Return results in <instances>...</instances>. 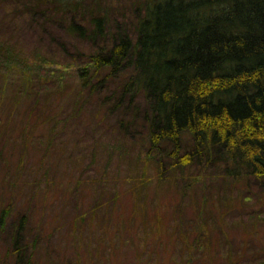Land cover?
Segmentation results:
<instances>
[{"label":"trees","instance_id":"16d2710c","mask_svg":"<svg viewBox=\"0 0 264 264\" xmlns=\"http://www.w3.org/2000/svg\"><path fill=\"white\" fill-rule=\"evenodd\" d=\"M15 1L60 31L59 54L0 37V84L33 101L41 89H69L75 111L94 100L97 112L115 118L118 136L108 152L140 163L139 187L147 185L148 167L160 185L180 179L184 192L199 186L193 245L209 240L208 171L222 179L214 205L220 222L232 210V190L244 202L256 190L263 202L264 0H132L131 17L108 0ZM249 216L264 220V211ZM23 223L12 243L17 261L25 256Z\"/></svg>","mask_w":264,"mask_h":264},{"label":"rangeland","instance_id":"374dc122","mask_svg":"<svg viewBox=\"0 0 264 264\" xmlns=\"http://www.w3.org/2000/svg\"><path fill=\"white\" fill-rule=\"evenodd\" d=\"M108 1L129 16L132 0ZM61 36L19 2L0 0L1 38L52 56ZM41 90L36 101L18 99L14 87L0 84V264H264V220L249 216L264 211L260 192L244 202L232 190V210L220 222L214 205L222 179L208 171L202 234L209 240L193 245L200 187L184 192L180 179L160 185L152 167L139 187L140 163L108 152L118 136L113 116L97 112L94 100L75 111L69 89ZM21 219L26 249L17 261L12 243Z\"/></svg>","mask_w":264,"mask_h":264}]
</instances>
